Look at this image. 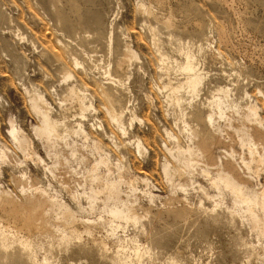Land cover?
<instances>
[{"label":"rangeland","instance_id":"1","mask_svg":"<svg viewBox=\"0 0 264 264\" xmlns=\"http://www.w3.org/2000/svg\"><path fill=\"white\" fill-rule=\"evenodd\" d=\"M0 264H264V0H0Z\"/></svg>","mask_w":264,"mask_h":264},{"label":"bare ground","instance_id":"2","mask_svg":"<svg viewBox=\"0 0 264 264\" xmlns=\"http://www.w3.org/2000/svg\"><path fill=\"white\" fill-rule=\"evenodd\" d=\"M229 184H231V185H233V186H236L237 185V183L238 182H236V181H234L233 179H231V178H229L228 179V181H227ZM39 206H44V204L42 203H39L38 204ZM32 211H33V209H32V207L30 208V209H28L26 212V215L25 214H23V216H22V218H25L27 221H30V218H32ZM19 218L21 217V216H18Z\"/></svg>","mask_w":264,"mask_h":264}]
</instances>
